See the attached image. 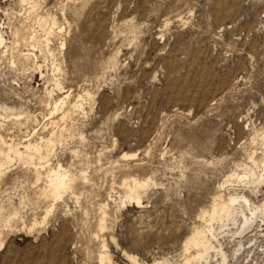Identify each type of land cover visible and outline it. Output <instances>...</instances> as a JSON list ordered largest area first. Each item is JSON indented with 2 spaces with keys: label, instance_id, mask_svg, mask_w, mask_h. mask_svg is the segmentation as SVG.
I'll use <instances>...</instances> for the list:
<instances>
[{
  "label": "rangeland",
  "instance_id": "374dc122",
  "mask_svg": "<svg viewBox=\"0 0 264 264\" xmlns=\"http://www.w3.org/2000/svg\"><path fill=\"white\" fill-rule=\"evenodd\" d=\"M0 34V159L27 142L45 157L1 169L0 264H181L214 197L264 202V183L219 187L262 174L264 0H0ZM58 164L70 186L54 201ZM238 220L212 223L201 264L218 248L264 264V216L240 236Z\"/></svg>",
  "mask_w": 264,
  "mask_h": 264
},
{
  "label": "bare ground",
  "instance_id": "6f19581e",
  "mask_svg": "<svg viewBox=\"0 0 264 264\" xmlns=\"http://www.w3.org/2000/svg\"><path fill=\"white\" fill-rule=\"evenodd\" d=\"M3 42L4 40L2 38V35L0 34V46L3 44ZM54 105L55 107L57 106V104H54ZM45 142H46L45 153L47 155V152H49L51 148L50 147L51 143L53 141L51 142L50 140H47ZM6 147H7V153L5 154V160L2 161L0 159V172H1V169L3 168V165L7 161H9V154L11 153L15 157L23 158V159L25 158L28 161L33 160L34 156H37L39 159L45 158V157H42L40 146L37 144H31L30 142H27V144H25L24 146L22 145L23 151H20L18 147L13 146L11 144L6 145ZM2 154L3 153L0 152V155ZM133 155L134 154L124 153L122 156L126 157V156H133ZM249 160L255 166L259 164V166L261 167L262 174L257 175L253 171L254 170L253 168L252 170L250 167L245 166L244 170L240 174L235 173V172L228 174L225 178V181L221 183L219 187L223 188L224 183H227L230 180H234L238 183L240 182L243 184L264 183V159H261L258 163V161L255 160L253 156H250ZM61 168H60V165L58 164L56 168H49L45 174L46 187H47L46 192H48L53 197L54 201L57 200V198L60 197V194L65 189L69 188L70 186L68 175L66 171L62 170ZM258 170H255V171H258ZM122 186L125 189V196L123 197L135 203L136 205H141V197H140L139 191L142 189H145V187L147 186V181L140 182L136 179H131L129 182L123 181ZM47 213L48 212H46L45 216L43 215V219H46ZM104 216H105V213L102 212V216L98 221V227L100 230H103L105 228ZM262 216H264V202H262L259 205H254L253 203L250 202L248 198H246L243 195H238V194H229L225 198H223L222 195H218L217 197H214L212 204L210 206V209L201 214V219L204 221V226L200 228H195L191 232V234L185 238L183 242V250H184L185 256L181 264H201L200 262L202 260L203 261L206 260L208 254H210L209 253L210 250H214V246L210 242L211 238L213 239L215 238V234L212 228L213 222H220L223 224V222L231 220L233 223H235L234 221L235 217H239V220H238L239 222L237 223L236 230L233 233V235L240 236L248 232L249 230L252 231L254 226L257 227L258 224L260 223V221L258 222V219L262 218ZM42 221L44 222V220ZM208 235L210 236V239L208 238ZM105 246L106 245L103 242L101 245V249H103L102 250L103 252L102 254L101 253L99 254L100 263L101 262L104 263V261H109L107 255L104 252ZM1 247H2V244H0V250H1ZM189 250H194V254H190ZM215 252L216 254L218 253L220 255L219 257L221 258V264H225L226 257L224 253L219 248ZM126 259L131 260L134 263H137L135 259L129 255H126ZM149 264H164V261L158 259V260H153Z\"/></svg>",
  "mask_w": 264,
  "mask_h": 264
}]
</instances>
